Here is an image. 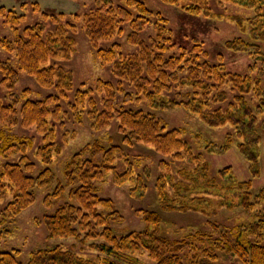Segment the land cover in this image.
I'll list each match as a JSON object with an SVG mask.
<instances>
[{
  "label": "trees",
  "instance_id": "1",
  "mask_svg": "<svg viewBox=\"0 0 264 264\" xmlns=\"http://www.w3.org/2000/svg\"><path fill=\"white\" fill-rule=\"evenodd\" d=\"M161 1L180 6L190 14L210 15L207 0ZM221 1L254 11L252 18L244 21L240 18L246 36L225 43L226 49L246 53L253 61L246 75L226 71L219 55L216 63L208 62L207 53L200 45L168 55L173 47L169 46L170 38L162 25L165 19L140 0H123L119 5L113 0H94L93 10L75 18L95 48L101 42L121 36L123 25L130 27L127 38L137 47V54L122 58L115 43L98 49V54L105 62L112 63L113 76L128 83L132 92H125L121 83L114 88L107 82H98L95 90H74L71 72L49 63L68 59L72 52L73 40L62 37L65 28L59 26L60 33L43 36V25L38 23L19 32L15 26L21 17L7 12V23L15 35L12 41L0 37V49L14 53L18 70L5 69L1 83L11 87L18 73L23 72L40 87L53 88L56 94L35 101L19 96L8 106L0 102V123L9 127L20 122L22 127H34L42 136L35 157L44 166L60 153L55 143V123L63 125L62 114L78 122L87 117L94 131L116 121V131L127 147H149L154 154L169 158L158 161L159 174L153 186L161 211L193 212L213 218L224 210L233 215L226 217L227 220L235 222L229 227L210 220L202 226L205 229L194 226L183 237L170 238L161 233L157 212L138 209L135 212L144 224L143 229L121 234L112 225H120L123 216L111 199L98 196L96 183L109 175L114 185L129 186L130 198L141 200L148 190V178L135 172L132 161L119 145L111 144L107 148L99 142L86 145L65 164L62 182L50 168H39L32 161L28 154L32 139L0 130V158L4 160L0 170V200L10 198L0 209V243L10 234L9 227L17 216L34 202L35 189H49L55 183L52 192L43 199L46 209L61 200L66 190L69 199L45 214L39 224L44 226L48 239L72 238L76 244L71 249L55 246L31 252L25 264H133L137 257L144 256L152 264H220L221 257L228 254L244 264H264V186L256 191L252 189V180L260 175L261 136L256 128V114L246 98L253 93L259 100L256 113L263 111L264 88L259 74L263 69L259 62L264 63L261 49L264 0ZM3 11L0 8V14ZM51 21L57 24L56 18ZM149 26H153L156 34L147 43L138 34ZM255 70L258 73L253 77ZM93 91L102 94L101 98L95 99ZM71 92L73 99L69 101ZM228 92H233L231 102ZM118 94H123L125 104L144 101L153 110L183 109L209 128L231 126L234 134L226 135L227 144L222 147L211 144V148L224 150L233 136L238 139L237 150L246 160L252 180L237 179L230 167L212 174L203 160V152H195L184 139L182 129H169L151 111L119 107ZM60 100L67 101L68 112L62 113ZM207 149L205 146V153L210 152ZM117 162L125 166L122 172L117 170ZM174 163L181 166L173 167ZM85 251L93 256L85 257ZM18 253V250H0V264H22Z\"/></svg>",
  "mask_w": 264,
  "mask_h": 264
},
{
  "label": "rangeland",
  "instance_id": "2",
  "mask_svg": "<svg viewBox=\"0 0 264 264\" xmlns=\"http://www.w3.org/2000/svg\"><path fill=\"white\" fill-rule=\"evenodd\" d=\"M123 0H113L115 5H119ZM145 3L147 8L154 13H159L165 22L162 25L166 29V37L170 38L169 46L173 48L168 55L179 54L180 49H191L195 45H200L204 52L207 53V60L210 63L218 61V55L222 57L221 62L225 66L226 71L246 75L248 73V65H252L253 61L246 53L232 52L225 47V43L238 37H245L242 31L241 19L247 20L254 16L252 9L240 7L230 2L221 0H207L210 11L209 16L194 15L184 11L180 6L168 5L161 0H140ZM94 0H0V8L4 11L0 14V37L10 41L14 40V33L11 26L7 23L8 11L16 13L21 17L19 25L15 27L21 32L25 27H31L35 24L43 25V36L49 33H60L59 26L65 28L62 37H68L73 40V49L68 59H58L49 63H56L65 70L71 72L74 90L93 89L95 90L98 82L110 83L114 88L118 83L122 84L125 92H132V87L124 81H120L112 74V63H107L99 57L98 49L107 48L112 44L119 46L118 53L122 58H127L133 54H137V47L128 41V35L131 29L128 25L122 26V34L111 42L99 43L98 48L94 47L89 39L84 35L80 23L75 21L78 16H82L94 9ZM264 14V7L262 10ZM56 18L57 24L51 20ZM9 18V16H8ZM241 18V19H240ZM154 19V18H153ZM152 19V21H153ZM55 20V19H54ZM74 27V28H73ZM73 29V30H72ZM156 31L153 26L145 28L143 32H139V36L148 43L150 37H155ZM261 49L264 53V42L261 43ZM263 72L259 73L261 77V86L264 88V63L259 62ZM5 69L18 70L16 57L12 51L0 49V102L3 106L10 105L14 99L20 96L23 99L30 98L32 100H42L47 95H55L53 88L40 87L35 79L23 72H19L16 80L11 87H7L1 81L4 79ZM258 70H255L253 77H256ZM9 85V83H7ZM229 99L233 96V92H228ZM95 99H100L102 94L92 93ZM123 94H118V106L125 109H142L151 111L159 116L171 128H180L183 130L184 139L189 141L196 153L203 152V160L209 164L210 171L214 174L217 170L230 167L233 174L239 180H252L251 173L247 169L246 160L237 150L238 139L232 137L229 147L226 149L211 148L215 145L218 147L225 146L228 142L227 134H234V128L229 125L218 128H209L205 126L197 117L191 116L183 109H172L159 111L151 109L147 103L142 101L140 104L130 102L122 103ZM249 105L256 114V128L261 136L260 143V175L252 180V189L254 191L264 186V109L261 113H256L259 100L253 93L246 96ZM69 101L73 99V92L68 94ZM231 102V101H230ZM58 105L63 112H68L67 101L60 100ZM70 112V111H69ZM71 115V112H70ZM61 117V116H60ZM63 125L55 123V143L60 147V153L53 156L52 163L44 166L36 157L35 152L40 147L42 136L36 132L34 127H22L20 122L9 127L2 126L0 130L9 133L12 136L32 139L33 146L28 154L32 161L39 167H48L55 176L63 182V173L65 164L71 156L81 150L86 145H93L99 142L104 148L111 144L119 145L128 158L132 161L135 172L141 173L148 178V190L145 197L141 200H135L128 196V185H114L111 176H106L104 181L96 183L98 196L101 198L111 199L116 209L123 216V222L120 225H112L116 231L124 234L130 231H140L144 224L136 215V210L144 209L157 212L160 216V231L164 236L170 238H181L188 234L191 229L202 227L210 220L222 223L229 227L234 224L233 221L227 220L226 217H232V213L224 210L220 211L216 217L208 218L201 214L193 212H164L158 207L154 193V181L159 174L157 163L163 159L169 161V158L160 157L149 148L141 145L127 147L121 142V137L117 133V122L112 121L111 124L99 131H94L90 127V120L83 117L81 122L72 118L66 119L62 114ZM51 121V120H50ZM226 137V139H225ZM213 144V145H211ZM208 146L207 151L204 147ZM210 146V147H209ZM4 160L0 158V170ZM171 163V162H170ZM181 166L174 163L172 166ZM174 167V166H173ZM119 172L125 169L121 162L116 163ZM55 183L47 189H35L34 202L24 209L16 218L15 223L10 225V234L2 239L0 250L12 251L18 250V259L22 264L28 260L31 252L54 248L61 246L64 249H71L72 244L76 242L72 238L66 239H48L43 225L39 224V220L45 215L53 212L58 204L67 202V190L64 197L58 200L50 209L44 206V197L52 192ZM9 197L0 200V209L9 201ZM78 252V249L75 250ZM86 252V251H85ZM93 256V253L86 252L85 257ZM220 264H244L239 258L232 254L221 257ZM133 264H152L145 256L137 257Z\"/></svg>",
  "mask_w": 264,
  "mask_h": 264
}]
</instances>
